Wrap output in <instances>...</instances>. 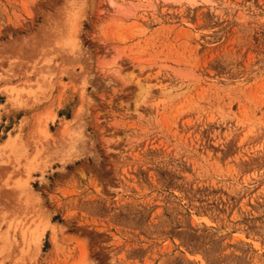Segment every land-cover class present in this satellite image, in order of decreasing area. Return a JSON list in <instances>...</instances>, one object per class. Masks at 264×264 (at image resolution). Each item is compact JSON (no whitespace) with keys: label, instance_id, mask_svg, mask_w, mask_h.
<instances>
[{"label":"rangeland","instance_id":"1","mask_svg":"<svg viewBox=\"0 0 264 264\" xmlns=\"http://www.w3.org/2000/svg\"><path fill=\"white\" fill-rule=\"evenodd\" d=\"M0 264H264V0H0Z\"/></svg>","mask_w":264,"mask_h":264},{"label":"bare ground","instance_id":"2","mask_svg":"<svg viewBox=\"0 0 264 264\" xmlns=\"http://www.w3.org/2000/svg\"><path fill=\"white\" fill-rule=\"evenodd\" d=\"M13 140V139H12ZM11 140H9V143H10ZM12 142V141H11ZM8 142L6 143V146H7Z\"/></svg>","mask_w":264,"mask_h":264}]
</instances>
